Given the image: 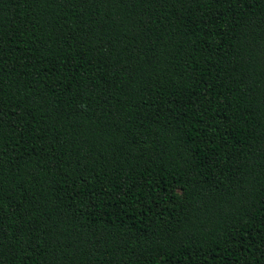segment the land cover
<instances>
[{
    "label": "trees",
    "instance_id": "1",
    "mask_svg": "<svg viewBox=\"0 0 264 264\" xmlns=\"http://www.w3.org/2000/svg\"><path fill=\"white\" fill-rule=\"evenodd\" d=\"M0 264H264V0H0Z\"/></svg>",
    "mask_w": 264,
    "mask_h": 264
}]
</instances>
